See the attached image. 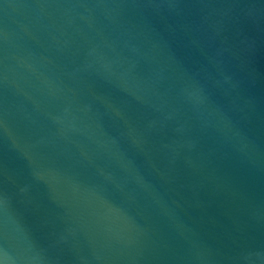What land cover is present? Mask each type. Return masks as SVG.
I'll return each mask as SVG.
<instances>
[{"label":"water","instance_id":"water-1","mask_svg":"<svg viewBox=\"0 0 264 264\" xmlns=\"http://www.w3.org/2000/svg\"><path fill=\"white\" fill-rule=\"evenodd\" d=\"M0 264H264V0H0Z\"/></svg>","mask_w":264,"mask_h":264}]
</instances>
